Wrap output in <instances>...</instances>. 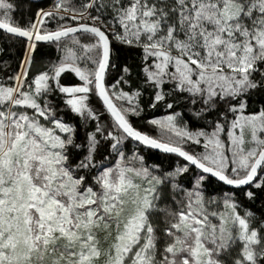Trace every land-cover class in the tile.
Here are the masks:
<instances>
[{
    "label": "snow or ice",
    "instance_id": "1",
    "mask_svg": "<svg viewBox=\"0 0 264 264\" xmlns=\"http://www.w3.org/2000/svg\"><path fill=\"white\" fill-rule=\"evenodd\" d=\"M0 264H264V0H0Z\"/></svg>",
    "mask_w": 264,
    "mask_h": 264
},
{
    "label": "trees",
    "instance_id": "2",
    "mask_svg": "<svg viewBox=\"0 0 264 264\" xmlns=\"http://www.w3.org/2000/svg\"><path fill=\"white\" fill-rule=\"evenodd\" d=\"M51 2H52V0H45V1H42V3H44V4H51Z\"/></svg>",
    "mask_w": 264,
    "mask_h": 264
},
{
    "label": "water",
    "instance_id": "3",
    "mask_svg": "<svg viewBox=\"0 0 264 264\" xmlns=\"http://www.w3.org/2000/svg\"><path fill=\"white\" fill-rule=\"evenodd\" d=\"M42 1H45V0H42Z\"/></svg>",
    "mask_w": 264,
    "mask_h": 264
}]
</instances>
